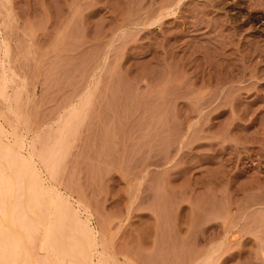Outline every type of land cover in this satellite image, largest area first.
<instances>
[{"label":"rangeland","instance_id":"1","mask_svg":"<svg viewBox=\"0 0 264 264\" xmlns=\"http://www.w3.org/2000/svg\"><path fill=\"white\" fill-rule=\"evenodd\" d=\"M0 136L96 264H264V0H0Z\"/></svg>","mask_w":264,"mask_h":264},{"label":"bare ground","instance_id":"2","mask_svg":"<svg viewBox=\"0 0 264 264\" xmlns=\"http://www.w3.org/2000/svg\"><path fill=\"white\" fill-rule=\"evenodd\" d=\"M32 157L0 136V264H96L88 223L61 194L47 192Z\"/></svg>","mask_w":264,"mask_h":264}]
</instances>
